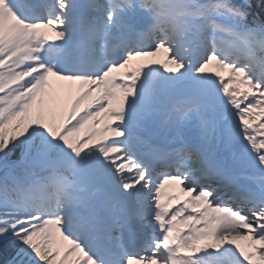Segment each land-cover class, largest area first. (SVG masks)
<instances>
[{
    "label": "snow or ice",
    "instance_id": "obj_1",
    "mask_svg": "<svg viewBox=\"0 0 264 264\" xmlns=\"http://www.w3.org/2000/svg\"><path fill=\"white\" fill-rule=\"evenodd\" d=\"M0 264H264V0H0Z\"/></svg>",
    "mask_w": 264,
    "mask_h": 264
},
{
    "label": "bare ground",
    "instance_id": "obj_2",
    "mask_svg": "<svg viewBox=\"0 0 264 264\" xmlns=\"http://www.w3.org/2000/svg\"><path fill=\"white\" fill-rule=\"evenodd\" d=\"M243 243H245V242H243Z\"/></svg>",
    "mask_w": 264,
    "mask_h": 264
}]
</instances>
